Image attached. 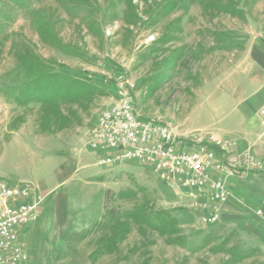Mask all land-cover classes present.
<instances>
[{
	"label": "rangeland",
	"instance_id": "rangeland-1",
	"mask_svg": "<svg viewBox=\"0 0 264 264\" xmlns=\"http://www.w3.org/2000/svg\"><path fill=\"white\" fill-rule=\"evenodd\" d=\"M0 22V180L19 182L3 176L14 140L34 150L60 123L89 138L114 100L101 77L116 72L128 75L144 117L215 132L261 162L234 175L220 219L207 224L202 196L137 160L102 166L93 156L88 199L78 189L69 202L94 221L68 234L57 264H264V0H0ZM21 55L104 93L18 104L11 88L29 78Z\"/></svg>",
	"mask_w": 264,
	"mask_h": 264
},
{
	"label": "built area",
	"instance_id": "built-area-1",
	"mask_svg": "<svg viewBox=\"0 0 264 264\" xmlns=\"http://www.w3.org/2000/svg\"><path fill=\"white\" fill-rule=\"evenodd\" d=\"M101 80L110 84L114 100L99 112L90 134L89 146L98 152L96 164L137 160L160 179L191 196H202L209 207L202 222L218 221L228 198L227 180L241 171L259 169L260 160L250 154L237 155L236 142L215 132L178 131L165 119L144 117L133 105L132 83L125 73H106ZM260 116L264 125V106ZM40 200L30 183L0 180V264L27 260L20 234L35 217Z\"/></svg>",
	"mask_w": 264,
	"mask_h": 264
},
{
	"label": "crops",
	"instance_id": "crops-1",
	"mask_svg": "<svg viewBox=\"0 0 264 264\" xmlns=\"http://www.w3.org/2000/svg\"><path fill=\"white\" fill-rule=\"evenodd\" d=\"M64 127H59L52 139L40 136L34 150L25 149L22 141L14 140L6 151L9 169L3 176L30 183L35 194L44 196L37 218L21 231L20 241L28 254L21 264L62 263L57 254L68 234L82 231L94 221L88 219L87 208L74 207L69 201L79 199L78 189L88 199V160L93 156L97 159L98 152L89 146L88 129ZM234 177L227 180L228 189L234 185ZM260 206L264 210L263 198Z\"/></svg>",
	"mask_w": 264,
	"mask_h": 264
},
{
	"label": "trees",
	"instance_id": "trees-1",
	"mask_svg": "<svg viewBox=\"0 0 264 264\" xmlns=\"http://www.w3.org/2000/svg\"><path fill=\"white\" fill-rule=\"evenodd\" d=\"M13 1L20 2V0ZM1 26L0 22V32ZM40 30L43 32V37H45L44 33L48 32L47 25H43ZM44 64L35 55H29L28 57L21 55V68L29 78L16 87L11 88V91H13L12 98L16 103L26 104L31 101H41L42 103L50 104L52 101L57 106L60 97L78 100L87 98L88 94H93L95 90L104 93L102 89H97L95 85L74 79L69 74L60 73L55 75L50 73ZM59 116L62 119L63 115L60 114ZM58 127H63L62 123ZM111 214L110 217L112 218L113 215Z\"/></svg>",
	"mask_w": 264,
	"mask_h": 264
}]
</instances>
